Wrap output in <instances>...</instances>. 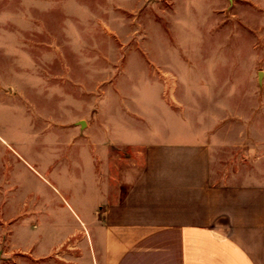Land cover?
<instances>
[{
	"label": "rangeland",
	"instance_id": "374dc122",
	"mask_svg": "<svg viewBox=\"0 0 264 264\" xmlns=\"http://www.w3.org/2000/svg\"><path fill=\"white\" fill-rule=\"evenodd\" d=\"M207 135L264 141V0H0V264H92L72 211Z\"/></svg>",
	"mask_w": 264,
	"mask_h": 264
},
{
	"label": "crops",
	"instance_id": "0c3cea01",
	"mask_svg": "<svg viewBox=\"0 0 264 264\" xmlns=\"http://www.w3.org/2000/svg\"><path fill=\"white\" fill-rule=\"evenodd\" d=\"M150 143L76 221L92 264H264V141ZM89 233V232H88Z\"/></svg>",
	"mask_w": 264,
	"mask_h": 264
}]
</instances>
